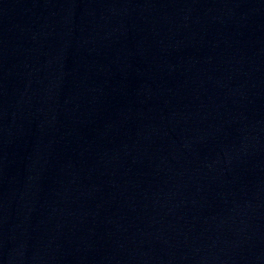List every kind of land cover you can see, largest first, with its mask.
<instances>
[{"label":"water","instance_id":"obj_1","mask_svg":"<svg viewBox=\"0 0 264 264\" xmlns=\"http://www.w3.org/2000/svg\"><path fill=\"white\" fill-rule=\"evenodd\" d=\"M0 264H264V0H0Z\"/></svg>","mask_w":264,"mask_h":264}]
</instances>
